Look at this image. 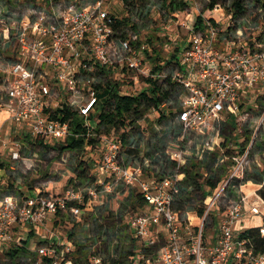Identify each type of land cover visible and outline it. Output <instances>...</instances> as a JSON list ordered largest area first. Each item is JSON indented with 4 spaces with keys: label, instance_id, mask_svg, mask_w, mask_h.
<instances>
[{
    "label": "built area",
    "instance_id": "built-area-1",
    "mask_svg": "<svg viewBox=\"0 0 264 264\" xmlns=\"http://www.w3.org/2000/svg\"><path fill=\"white\" fill-rule=\"evenodd\" d=\"M114 1L95 0L81 5L80 0H44L33 21L0 17L4 38L8 40L12 35L17 43L18 57L7 70L14 78L0 84L1 98L5 99L12 120L21 132L44 143L64 142L78 133L71 130L68 121L53 118L51 112L52 103L61 100L62 94L66 96L65 105L77 111L87 134L97 139L95 147L100 155L92 157L97 184L107 189L114 183H123L135 188L145 202L141 211L128 219V229L138 242L134 250L140 252L137 263L129 258L126 264H264V255L256 254L248 239L240 237L243 231L236 228H244V218L249 214L258 217L257 226L264 235V200L257 195L258 199L249 201L244 193L241 199L226 203L231 182L244 175L264 120L263 112L254 137L252 134L244 144L247 135L242 124L250 118L251 110L258 108V92L264 90V24L247 33L242 27L236 28L234 13L224 21L201 14L197 25L195 21L180 19L176 13L171 19L184 29L188 40L173 48L167 42L166 49L176 54L175 62L154 71L151 29L127 26L121 34L115 27L117 16L109 10ZM180 32L165 27L166 36L181 38ZM215 40L223 44V49L213 47ZM168 77L180 87L181 97L178 104L167 97L159 105L166 111L165 118L175 117L186 130L216 135L231 120L235 123L232 132L236 141L232 140L228 147L232 154L227 177L209 195L197 225L190 218L183 220L176 209L179 185L185 176L180 170L184 165L180 151L172 152L177 161L174 174L148 176L142 167L124 159L127 148L122 134H130L135 123L126 122L109 132L95 131L100 124L101 110L95 109L98 101L108 99L114 103L120 95H136L148 88L151 79L162 83ZM108 83L114 93L109 96L103 95ZM245 103L249 106L243 108ZM147 113L158 119L156 106ZM90 115L97 121L96 128L88 125ZM16 146L13 159L20 158L18 141ZM221 151L225 153L224 149ZM88 195L84 199L74 190L64 196L0 194V248L14 241L12 228L17 223L38 224L50 214L64 211L79 216L97 200L94 188ZM211 219L213 230L207 235L205 226ZM73 250L74 245L65 239L36 249L49 264H112L94 250L88 261H76L71 256Z\"/></svg>",
    "mask_w": 264,
    "mask_h": 264
},
{
    "label": "rangeland",
    "instance_id": "rangeland-1",
    "mask_svg": "<svg viewBox=\"0 0 264 264\" xmlns=\"http://www.w3.org/2000/svg\"><path fill=\"white\" fill-rule=\"evenodd\" d=\"M81 5L85 3H91L95 0H80ZM143 5H135L133 12L129 14L133 21H135V29H139L144 25L146 21L142 20L146 9L149 4H153L156 0H142ZM214 4H218L220 7H224L230 10L233 0H214ZM44 0H0V17L7 16L16 19L17 21H33L36 16L42 10L40 3ZM213 0H210L212 3ZM112 5V3L110 4ZM121 5L109 6V10L116 16H120L119 12ZM128 10V6H127ZM234 19L236 28H243L249 33L254 27L264 24V0H244L241 11L236 14L234 9ZM151 25L160 26V21L151 22ZM168 24V23H167ZM163 25L162 31H165ZM153 27V26H152ZM170 29V27H169ZM181 35L184 34V29H181ZM156 33L161 32L153 29ZM258 35V31L255 33ZM156 37V36H155ZM153 38L151 45L153 48L159 47L161 57L169 55V49H166L165 44L168 42L175 47L183 38L170 37L159 35L158 39ZM4 34L0 28V61L5 63L13 62L16 58L15 50L17 43L13 36L10 35L9 41H11L10 51L8 44L5 42ZM213 47L217 49H223V44L215 40L213 41ZM169 48V47H168ZM172 50V49H170ZM15 61V60H14ZM164 84V83H162ZM172 92L169 96L170 99H174L176 104L180 100V87L171 88ZM183 96V95H182ZM258 108L251 110L250 118H248L242 124L243 133L251 137V134H255L257 127L262 119L264 112V94L257 97ZM247 104L245 103V106ZM243 106V108L245 107ZM109 108V104L105 106ZM148 110L141 116L139 112L138 116L135 115L134 128L130 134L126 135V151L124 155L125 162L131 165H137L143 168L146 175H171L174 174L177 167V161L172 158L173 151H180L183 155L184 165L181 167V171H184L185 176L181 180L179 185V194L177 196L176 205L179 203L181 196L188 193L189 200L187 205L184 206L181 212V218L183 220L193 221L194 225L200 223L196 208L207 203L209 195L206 199L203 197V189H195L193 184L186 182V171L184 167L191 162L197 163L202 166L204 170L205 182L209 178L217 180L221 175H224L230 167L229 156L232 154L230 142L235 140L233 130L228 128L223 129L216 135V133H196L184 129L179 123L176 122L175 117L163 118L161 121L156 119L153 115H148ZM88 125L92 128L97 127V121L92 118L88 121ZM25 136V137H24ZM243 134L240 139L243 138ZM38 138H33L29 135H23L24 145L21 148V161L15 165V173L8 174L10 180L14 179V176L18 178L15 183L21 185V190L17 185H11L9 178L4 176L0 180V188L4 190L7 188L12 193H18L21 197H25L27 194L40 193L44 195H61L67 191L74 190L78 192L84 199L88 198V191L94 188L97 191V200L93 201L89 208L92 210H84L79 216H73L72 214H66L64 216L53 217L52 219H46L45 222H51L46 226L44 234L51 239L54 236L71 238L77 247V250L83 257L82 250H87V245L92 246V251L104 256L111 263L113 262V254L119 251H127L134 249L138 242L134 239L128 229V219L131 215L137 213L139 209L133 207L136 200L135 188H131L123 183H114L110 188L104 189L97 184L96 176L92 173V169L87 163H82L81 160L91 161V157H98L100 150L98 147L86 151L83 154L76 153L71 150H61L57 142L45 141V143L35 142ZM11 140V138H10ZM61 143V142H60ZM245 144V143H244ZM54 145V147H52ZM225 150V153L221 151ZM229 150V151H228ZM227 156V157H225ZM6 160V156H2ZM84 169V172H80V169ZM9 173V172H8ZM11 175V176H10ZM7 180H5V179ZM259 179L260 183H257L255 179ZM3 181V182H2ZM6 181V182H4ZM231 186L228 188L227 202L230 199H241L245 193L248 195L247 199L253 201L258 199L257 195H260L259 191L264 187V120L259 126L256 134V138L251 149L250 159L244 171V175L241 179H236L231 182ZM205 185V183L203 184ZM264 189V188H263ZM204 198V199H203ZM226 203L222 206L225 207ZM94 213L93 215L91 212ZM109 211L113 213L116 219L115 224L107 227V222L104 220V215H108ZM216 215V210H213L211 216ZM95 218V220H93ZM48 220V221H47ZM92 220L98 222V226L102 227L100 233L99 246L105 248V254L103 252H97L98 245L93 243L92 239L87 238L88 232L91 231ZM212 221L208 226H205V232L207 235L212 234ZM256 221H253L251 225H256ZM116 225V227H115ZM113 226V227H112ZM71 233V235H70ZM92 235V233L90 234ZM19 236V237H18ZM103 237V238H102ZM128 238V239H127ZM23 241L24 233L16 234L14 241L11 245H17L16 240ZM48 239V238H47ZM104 243V244H103ZM84 245V246H83ZM104 245V246H103ZM7 249L4 247L0 251V264H33L35 257L32 253L29 254V258L14 259L10 258L7 253ZM140 250L137 249L133 255L132 260L138 262ZM86 255V254H85Z\"/></svg>",
    "mask_w": 264,
    "mask_h": 264
},
{
    "label": "trees",
    "instance_id": "trees-1",
    "mask_svg": "<svg viewBox=\"0 0 264 264\" xmlns=\"http://www.w3.org/2000/svg\"><path fill=\"white\" fill-rule=\"evenodd\" d=\"M243 1L244 0H233L232 1L231 7L234 9L236 14H238L241 11ZM214 2L215 1L213 0V2L210 5L212 6ZM140 5L144 6V2L141 1ZM171 5H173V2L171 3ZM127 6H128V12H133L135 5L130 2L128 3ZM129 14H132V13H129ZM130 17L131 16L129 15V16H125L122 19L117 20L115 27L121 32V34L125 33V27L135 26V24H133L130 21L131 20ZM149 40L153 42V37L149 38ZM171 57L176 58V54L173 53ZM152 60L154 64V67H153L154 71L162 69L163 64L161 62L164 59L163 57H161V53L158 49L154 48V54L152 56ZM150 82L151 83L148 86V88L142 89L136 95H133V94L120 95L114 103H111L110 101H108V99H105L104 101H98L95 104V109L101 110L100 115H99L100 124L95 129V131L97 133L109 132L110 129L112 128H116L118 130L126 122L135 123V120H134L135 115L138 116L139 112H141L140 114L141 116H143V114L147 110H149L152 106H156V108H158L159 110V114L157 117L159 121L165 118L166 111L159 109L160 108L159 105L164 101L165 98H167V96L171 94L172 92L171 88L176 87V85L172 81L171 77H168L165 82H162L164 84L160 83L158 79H155V80L151 79ZM112 88L113 87L110 86L109 83L105 84L103 88V92H104L103 95H107V96L113 95L114 93H112ZM107 104L109 105L113 104L112 109L111 108L105 109V106ZM51 116L53 118H59L62 121H68L70 123L71 130L74 133H78L77 136H73V135L68 136V138L64 142H61V143L57 142L61 150H64V151L71 150L76 153L83 154L86 151L90 150L87 148L89 145L92 147L91 150L93 149V147L95 148L97 139L91 134L90 135L87 134V129L84 127L83 118L80 115H78L76 110L70 108L67 105H64L63 108L52 111ZM90 118H93V115H90ZM228 128H231L232 130L235 128V123L233 120H231L230 123H227L223 129L227 130ZM122 137H123V143L126 146V139H127L126 133H123ZM246 137H247V140L245 141V144L250 139V136H246ZM37 141L40 142L39 139L35 140V142ZM52 147H54V145H52ZM93 161L94 159L92 157H91V161L89 162L85 160H81L82 163H87L90 166V169H93ZM80 170H81L80 172H84L83 168ZM184 170L186 171L187 184L188 182H190V184H193L195 189H200V190L203 189V197L205 199L207 195H210L211 192L220 185V183L227 177L226 175L228 173V170H227L226 173L224 175H221L219 179L217 180L211 179L207 175L208 179L204 182L203 179H204L205 173L201 165L191 162L189 165L184 167ZM255 180L257 183H260L259 179L256 178ZM204 183L205 185H203ZM263 188L260 189L259 193L262 199L264 200V189ZM135 197H136V200L133 204V207L137 206L139 211H141V209L145 206V202L139 194L137 195L135 194ZM188 198H189L188 193L181 196L179 203L176 205V209L178 211H180L184 206L187 205V202L189 200ZM81 207L84 208V204L81 205ZM196 211H197L198 216H202L203 211H204L203 205L197 207ZM91 214L93 215L94 213H91ZM114 217L115 216L113 215L111 211H109L108 215L106 216L104 215L103 217L101 216V218H104V220L108 223L107 227L115 224L116 219ZM93 220H95V218ZM93 220L91 222L92 224L91 231H89L90 234L92 233V235L90 236V239H92L94 242H97V245L99 246L100 245L99 235L103 228L99 227L97 225L98 222H94ZM130 235H131V232L129 236ZM240 237L248 239L249 245L254 249L256 254L264 255V235L260 233L258 226H253L247 230H244L240 234ZM131 240H133V245H134L133 236ZM100 243L102 244V242ZM99 251L105 254V248H103L102 245L101 247L100 246L98 247L97 252ZM19 252H21V249H14L11 252H9V255L11 256V258H14L19 254ZM134 252H135L134 249H129L127 251L123 250V251H119L118 253L113 254L112 264H126Z\"/></svg>",
    "mask_w": 264,
    "mask_h": 264
},
{
    "label": "crops",
    "instance_id": "crops-1",
    "mask_svg": "<svg viewBox=\"0 0 264 264\" xmlns=\"http://www.w3.org/2000/svg\"><path fill=\"white\" fill-rule=\"evenodd\" d=\"M142 0H116L112 3V5H109L110 7L117 4V5H121V9H120V16H117V19H122L125 16H129L128 10H127V5L128 3H133L134 5H139L141 3ZM173 2V5H171V3ZM210 0H156L155 3L153 4H149L148 8L145 11V14L142 17L143 21H146V26L144 25V27L140 25L139 29H144L146 28V30H150V32L152 33L151 37H155V38H159V35H164L165 31H162V26L166 25L167 23L169 24V27L171 30H181L179 29V27L177 26L176 22L174 20H172V16L174 14H178L179 18L182 20H186L189 19L190 21H195V24L197 25L200 22V16L201 14L205 15V16H214L217 18H223V21L226 18H229L231 16V14L233 13V10H229L227 8L224 7H219L216 8V6H219L218 4H213L212 6L209 5ZM179 4V5H177ZM211 4V3H210ZM130 21L135 24V21H133V19L130 17ZM156 21H160V26H154L151 25V22H156ZM167 24V25H168ZM153 26V27H152ZM136 27V24L133 28ZM126 28V27H125ZM153 29L159 30V35L158 34H154L156 33L155 31H153ZM184 37V38H183ZM183 40H181V44L183 43V41L188 40V37H186L185 35H182ZM5 42L8 44V49H10L11 47V41L5 40ZM226 44V42H224ZM155 49H159V47H156ZM10 51H13L10 49ZM154 54V53H153ZM173 54V52H169V55H166L165 57H163L164 60H162V64L163 67H169L171 66L174 62H175V58H172L171 55ZM15 55L16 58L14 60L17 59L18 55H17V46H16V50H15ZM13 60V62H14ZM11 62L9 63H5L3 60L0 61V84H4L7 81H11L14 76L10 73L7 72L9 66H10ZM140 87V85H139ZM1 94L0 93V180L1 178L4 176L5 178H9L8 174H13L15 173V165L21 161V154H20V158L18 159H13L12 158V150L17 149L18 147L16 146L17 141L20 143V153H21V148L24 145L22 139H23V135H27V132L22 131L21 129L19 130V128H17V125L15 124V122L12 120L11 118V113L10 111L7 109V107L4 104V98H1ZM262 94H264V90H260V92H258V96H261ZM66 96L64 94H62L61 96V100H57L54 101L52 103V110H56V109H61L64 107L65 104H67L66 101ZM243 106H245V104H243ZM249 104H247L244 108L248 107ZM94 117V115H93ZM25 137V136H24ZM11 138V140H10ZM34 138V137H33ZM2 156H6L7 159L5 160L4 157ZM9 172V173H8ZM10 175V176H11ZM4 178V179H5ZM7 180V179H5ZM15 181H18V178L14 176V179L11 181V185H17L18 189L21 190V185L15 183ZM3 182V181H2ZM6 182V181H4ZM2 188V187H1ZM0 188V194H10L13 196H19L21 197L20 194L18 193H12L10 191L7 190V188H5L4 190H1ZM40 194L38 193H31V194H27L26 196H34V195H38ZM86 210H92L91 208H87ZM84 212V210H83ZM82 212V213H83ZM91 212V211H90ZM92 213V212H91ZM66 214H70L69 212H59L57 214H50L49 217L51 218H47L48 220L52 219L53 217H57V216H64ZM47 220V221H48ZM253 221H256V225H251V223ZM50 224L51 222H41L38 224H30V223H17L13 226L12 228V233L14 236H16V234H21V231L24 233V239L23 241H20L19 239L16 240V242H18L17 245L8 243L6 244L4 247L8 250L7 253L9 254V252H11L14 249H21V252H19V254L16 256L17 259H23V258H29V254H33L34 256L37 255V257H35L34 263L33 264H49V260L47 258H44L43 256H41L40 254L37 253L36 249L42 246H47L52 244L53 242H56L60 239H65L67 241H70L73 245H74V250L71 253V256L76 260V261H81V262H86L88 261V258L90 257V255L92 254V246L87 245V250H82L83 253V257L81 256V253L77 250V247H75V245H77L76 243H74V241L71 240V238H69V234L68 236H64V237H59V236H54L51 239H49V237H47L44 234V230L45 228H48L46 226ZM260 223L258 217L256 216H252L247 214L244 218V225H243V229H241L240 225H237L236 228L240 229V231H244L247 230L253 226H257ZM89 236L87 238L90 239V233L88 232ZM71 235V233H70ZM19 237V236H18ZM48 238V239H47ZM95 244H97V242H93ZM84 246V245H83ZM3 247V248H4ZM2 248H0L1 251ZM86 254V255H85ZM10 256V255H9ZM11 258V256H10ZM15 258V257H14ZM12 258V259H14Z\"/></svg>",
    "mask_w": 264,
    "mask_h": 264
}]
</instances>
